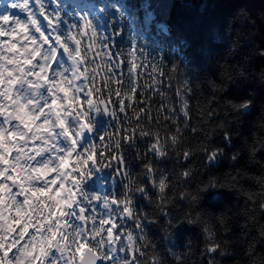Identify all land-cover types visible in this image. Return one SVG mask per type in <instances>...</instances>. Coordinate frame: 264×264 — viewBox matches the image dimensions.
Instances as JSON below:
<instances>
[{
  "label": "snow or ice",
  "instance_id": "snow-or-ice-1",
  "mask_svg": "<svg viewBox=\"0 0 264 264\" xmlns=\"http://www.w3.org/2000/svg\"><path fill=\"white\" fill-rule=\"evenodd\" d=\"M5 6L10 10L0 12V191L3 192L0 196V264H141L144 259H149V264H158L157 249L162 250L171 264H179L185 254L193 251L190 240L185 247L187 251H179L175 244L161 247L156 243L153 248L155 241L142 243L148 239L140 231L142 228L151 229L150 236L154 230L158 232L153 222L141 218L137 201L144 199L142 194L139 197L131 192L125 194L123 182L113 178L112 191H104L102 195L98 192L95 199H85L82 186L87 187L84 181L98 168L104 173L111 170L127 181L134 162H138V168L149 160L153 165L157 163L158 136L144 137L145 147L141 151L128 147L134 141L137 145L141 143L138 125L142 121L159 127L163 120L170 131L187 129L194 137L200 136L190 121L187 94L191 89L187 80L183 81V91L177 88L179 109L161 91V100L168 103L155 109L153 116L150 104L143 107L138 99L135 106L133 104V93L151 100L144 86L131 77L126 78L127 82L117 77L115 69H120L121 64L113 61L112 53L103 51L101 54L108 38L98 35L95 18L80 16L68 21L58 0H8ZM99 12L103 14L105 9ZM97 58L104 63L97 64ZM73 59L82 77L76 79L75 85L70 75ZM61 64L69 68L62 75L56 71ZM90 65L93 71L87 75L84 86V73ZM135 67L131 65L129 72ZM156 70L153 64V72ZM171 71L177 72L175 68ZM153 83L159 85L160 82L153 79ZM38 86L49 93L46 99L32 95ZM93 108L101 119L103 114L110 113L103 135H98L100 130L91 122ZM202 114L209 119L215 115L212 106ZM113 124L115 133L108 131ZM93 135H98L95 142ZM117 137L119 145H115ZM204 140L202 154L206 159L211 157L208 162L212 164L219 153L207 147L206 137ZM228 141L231 142V135ZM65 143L69 146L65 147ZM42 148L46 150L40 152ZM258 153L264 159V150ZM181 156L186 154L181 153ZM239 158L234 154L236 161ZM144 170L155 173L156 178L169 171L164 165ZM36 173L41 175L43 187L27 179ZM226 179L238 185L240 173L228 174ZM107 180V175L93 176V181H103V185ZM142 183L149 184L147 177ZM37 193L46 199L39 200ZM152 195L154 192L150 191ZM203 196L210 208L218 207L225 200V193L216 189H210ZM104 201L109 207L101 206ZM170 213L171 209L162 212L161 218ZM129 222L134 227L129 228ZM223 224L221 218L212 214L196 217L195 228L203 236V248L199 250L201 264L205 256L207 264H215L220 253L218 241L227 240L231 232L222 231ZM186 226L190 225H177L172 236L182 238L186 235ZM56 238H59L58 246L51 247L49 254ZM98 244L103 245V255Z\"/></svg>",
  "mask_w": 264,
  "mask_h": 264
},
{
  "label": "trees",
  "instance_id": "trees-1",
  "mask_svg": "<svg viewBox=\"0 0 264 264\" xmlns=\"http://www.w3.org/2000/svg\"><path fill=\"white\" fill-rule=\"evenodd\" d=\"M59 6L66 20L72 21L73 15L77 11L72 5H65L59 0ZM81 15L87 18L98 17L104 25V29H99V36H106L105 47L101 49L113 54V61L121 64L120 69H115L117 77H131L138 85L144 86L147 97L137 96L133 93V104L138 99L141 106L153 109V116L156 115L155 109L162 104L168 103L162 101L159 93L164 91L171 103L179 109L180 103L176 95L177 88L184 90V79H199L202 76H211L217 79L220 71V64L227 59L228 63L245 62L244 58L249 57L245 62L246 67L264 63V57L255 56L252 50L255 48H264V0H81ZM101 8L105 9L102 14ZM75 13V14H74ZM146 15L151 16L149 24L146 23ZM87 43V40L84 41ZM143 53V54H141ZM231 53V55H229ZM104 61L97 58V64H103ZM136 67L129 72L131 65ZM153 64L157 70L153 72ZM96 67V65H93ZM175 68L177 72L171 70ZM101 76L104 73L97 68ZM162 73H167L164 75ZM171 77V80L169 79ZM153 79L160 83L156 85ZM99 82V76L97 77ZM191 91L188 92L189 107L191 110L190 121L192 125L200 124L203 128L204 115L202 109L205 104L212 99L210 90L203 88L197 90L195 83H190ZM251 85L244 84L241 87L231 85L229 91L225 94L235 98H252L248 96V90ZM141 89L138 87L137 92ZM82 98V97H81ZM256 102L264 101V92L256 90ZM212 107L216 104L212 102ZM259 108L256 105L251 106V110L243 117L239 124V135L231 137L233 148L239 147L243 143V137H248L251 141L253 133L259 135V121L257 115ZM161 113V118L163 116ZM123 117V114H120ZM110 119V118H108ZM255 120L257 127H252V121ZM107 127L105 121H100L98 135L104 134ZM109 132L115 133V125L108 127ZM98 135H93V141L98 140ZM194 135V134H192ZM204 139L201 133L198 136ZM212 145L220 144L226 146L227 141L214 137L210 142ZM143 150L145 145L140 144ZM229 156L233 154V149L226 148ZM242 156L238 161L231 162L230 159H224L217 166L222 178L224 173L236 175L240 173V184L244 189H256V185L247 177L259 175L257 168L246 163ZM261 153H257L260 158ZM138 162L133 163V171L138 170ZM108 176L107 182L100 183L93 181L91 186L94 190L104 192L112 191L111 181L115 178L121 180L120 176L108 170L104 173ZM242 175L245 178H242ZM103 185V186H101ZM235 197L232 194H225V200L231 202ZM239 208H243L244 200L241 198L235 201ZM138 207H145L143 200L137 201ZM244 218L238 217L232 222L231 232L228 239L244 241V231L242 225ZM134 227L131 222L127 225ZM186 235L177 239L175 235L168 240L160 236L159 244L161 247L175 244L179 251H187L185 248L187 242H192V249L195 252V258L200 260V251L203 248L201 243L203 236L195 226H186L184 229ZM153 235H159L153 232ZM194 246V247H193ZM197 250V251H196ZM208 257H203L202 264H207Z\"/></svg>",
  "mask_w": 264,
  "mask_h": 264
},
{
  "label": "clouds",
  "instance_id": "clouds-1",
  "mask_svg": "<svg viewBox=\"0 0 264 264\" xmlns=\"http://www.w3.org/2000/svg\"><path fill=\"white\" fill-rule=\"evenodd\" d=\"M252 54L264 57V48L257 47L252 50ZM248 59L249 57H245L244 61L246 62ZM245 62L228 63L227 59H225L220 64L217 79H213L211 76H202L199 79L193 78L191 80L186 79L188 84L195 83L197 90L203 88L210 90L212 99L205 104L202 113H206L208 107L215 100L216 106L212 107V112L215 115L211 119H209V116H204L203 128L200 127V124L195 125L196 130L202 133L203 137L207 138V141L210 142L214 137L227 141L226 146L207 144V147L219 153L218 158L213 160L212 164L208 162V159L211 157L206 159L202 154L205 148V140L194 137L190 130L183 129L180 132L170 131L168 125H165L163 120L160 121L159 127L156 125L148 126L143 121L138 125L140 144H144V137L146 136H158L160 145L156 151L157 163L155 165L149 160L148 164L138 168V170H132L131 177L127 181H123L121 178V182L124 184L122 190L125 191V194L131 192L137 197L141 194L143 195L146 209L143 206L141 207V218L145 221L153 222L155 229L159 233V235L155 236L152 233L150 236L151 229L142 228L140 231L144 233L145 237H148L142 243L147 244L155 241L153 243V248H155V244L159 243L160 236H163L165 241L168 240L173 234V229L180 223L195 226L197 216L212 214L221 218L224 222L221 225V229L224 232L231 230L232 222L236 218L243 217L244 224L241 227L246 239L242 242L230 239L219 240L220 253L215 258V264H264V219H262V216H264V159L257 157V153L264 150V101L256 102L254 99L257 89L264 92V63L246 67ZM76 65L77 61L73 59L70 65L72 68L70 75L73 76V85H75L76 79L82 78L79 76V69ZM68 70V67L61 64L56 71L62 75L64 71ZM92 71L91 65L85 70L84 86L87 85V75ZM244 84L251 85V88L248 90V96L252 98H235L225 95L231 85L241 87ZM32 95L42 100L46 99L49 93L38 86ZM253 105L259 108V113L256 116L259 121V135L253 133L251 141H249L248 137H243V143L239 147L233 148L232 140L229 142L228 136L236 137L239 135V124ZM92 111L91 122L96 129L100 130L98 124L102 120L108 122L110 113L103 114L101 119L96 113L95 108ZM73 122L75 123V120ZM251 123L253 128L257 127L255 120ZM83 131L84 129L81 127L80 133ZM89 134L91 135V133ZM166 136L168 137L167 139ZM52 139L55 140L56 137L53 136ZM114 140L115 145H119V138H114ZM140 144L137 145L134 141L128 147L135 151H141ZM64 146L68 147L69 145L65 143ZM226 148L233 149L231 156H229V151ZM45 150L42 148L40 152H44ZM181 153H185L186 156L182 157ZM242 153L244 154L243 157L246 159V163L257 168L259 172V175L247 177L257 186L255 190L252 188L244 189L240 183L238 185L233 184L230 179L222 178L220 172L217 171V166L222 160L230 159L231 162H235L234 154L241 157ZM159 165L168 167V173L156 178L155 173L144 170L145 168L159 167ZM93 167L96 168L95 165ZM97 174L104 175L103 169L98 168L93 173V176ZM227 175L228 173L225 172L224 177ZM93 176L84 181L87 187L82 186L85 199L89 197L95 199L96 193L100 192L94 190L91 186ZM169 176H171V179H169ZM145 177L149 181L148 185L142 183ZM242 178L245 177L242 175ZM27 179L33 182L34 185L43 187L41 184L42 177L39 173L30 175ZM146 189L154 192V195L150 196V191ZM210 189L223 191L225 194H232L235 199L231 202L224 200L218 207L210 208L204 202L203 196V193ZM100 193L102 195V192ZM36 195L39 200L46 199L39 193ZM241 198L244 200L245 206L243 208H239L235 204V201ZM101 206L103 208L109 207L107 201H104ZM168 209H171L170 215L161 218V213ZM173 221L175 222L173 223ZM6 223L7 221H5ZM224 225H227V227L225 228ZM57 227L59 228L60 225H57ZM45 235L48 236L50 233H45ZM58 239L53 240L52 245H50L49 254H51V247L58 246ZM97 246L101 249V255H103V245L98 244ZM156 254L159 257L158 264H171V261L162 255L161 249H157ZM141 264H149V259H144ZM179 264H201V261L195 258L193 250L191 253L185 254L184 258L179 261Z\"/></svg>",
  "mask_w": 264,
  "mask_h": 264
},
{
  "label": "rangeland",
  "instance_id": "rangeland-1",
  "mask_svg": "<svg viewBox=\"0 0 264 264\" xmlns=\"http://www.w3.org/2000/svg\"><path fill=\"white\" fill-rule=\"evenodd\" d=\"M99 24H100V27L103 28V25L100 22H99Z\"/></svg>",
  "mask_w": 264,
  "mask_h": 264
}]
</instances>
